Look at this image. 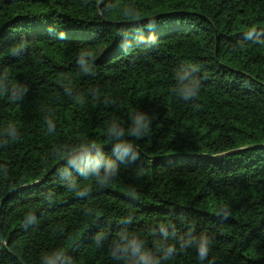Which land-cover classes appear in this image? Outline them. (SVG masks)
<instances>
[{"label": "trees", "instance_id": "obj_1", "mask_svg": "<svg viewBox=\"0 0 264 264\" xmlns=\"http://www.w3.org/2000/svg\"><path fill=\"white\" fill-rule=\"evenodd\" d=\"M184 65L188 101L172 92ZM137 109L152 117L128 137L137 159L103 183L64 172L114 159L106 122ZM124 238L143 259L112 254ZM55 249L64 264H264V0H0V264Z\"/></svg>", "mask_w": 264, "mask_h": 264}, {"label": "clouds", "instance_id": "obj_2", "mask_svg": "<svg viewBox=\"0 0 264 264\" xmlns=\"http://www.w3.org/2000/svg\"><path fill=\"white\" fill-rule=\"evenodd\" d=\"M149 28L153 27V23L149 22ZM146 43L151 46L154 40H148ZM84 71L90 70V61L80 60ZM196 68L192 65H184L177 67L174 70V86L172 92L174 95L184 101L195 98L200 89V80L195 75ZM13 89V98H17L20 93L25 89L19 88ZM152 117L144 110L137 109L130 114V123L125 128L116 119H112L106 122V132L113 141L112 157H108L102 150H100L94 157L84 159L81 163L75 164L69 160L68 166L65 167L64 172L70 171L72 167H75L81 176H96L97 179L103 183L109 174V170L116 165L118 161L122 160H135L139 157L140 153L137 150L134 143H132L128 137L140 138L146 136L150 131ZM51 127V122L49 121ZM8 128L10 134L15 136V126L9 124ZM101 167H104L103 174L100 172ZM66 184L69 188H75V178L70 177L66 180ZM224 215L227 216L228 212L224 211ZM124 237V236H122ZM106 239V234L103 232L97 233L95 240L98 244H102ZM211 245V237L206 234H202L196 240V249L201 260H204L209 253ZM131 251L133 255L139 254L141 259L144 257V251L142 243L133 239L124 238L123 242L116 241L113 244L112 254L119 259L118 252L127 253ZM167 251L169 253L174 251L172 246H169ZM66 253L63 249H55L50 252H46L41 257V264H64ZM158 264V262H157Z\"/></svg>", "mask_w": 264, "mask_h": 264}]
</instances>
